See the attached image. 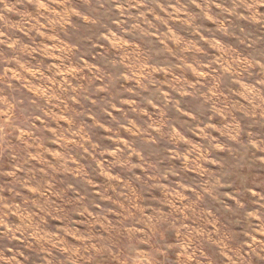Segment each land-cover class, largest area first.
<instances>
[{
  "label": "rangeland",
  "instance_id": "obj_1",
  "mask_svg": "<svg viewBox=\"0 0 264 264\" xmlns=\"http://www.w3.org/2000/svg\"><path fill=\"white\" fill-rule=\"evenodd\" d=\"M0 264H264V0H0Z\"/></svg>",
  "mask_w": 264,
  "mask_h": 264
}]
</instances>
